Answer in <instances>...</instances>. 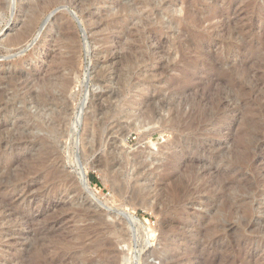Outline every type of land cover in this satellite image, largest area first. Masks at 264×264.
Here are the masks:
<instances>
[{"label":"rangeland","instance_id":"rangeland-1","mask_svg":"<svg viewBox=\"0 0 264 264\" xmlns=\"http://www.w3.org/2000/svg\"><path fill=\"white\" fill-rule=\"evenodd\" d=\"M1 3L0 173L33 165L35 148L6 142L18 120L51 123L29 131L54 147L58 172L0 189V264L30 254L28 223L56 222L46 244L90 223L81 207L122 229L108 234L117 264H264V0ZM57 65L69 89L53 86L41 108L32 91ZM227 193L249 198L248 216ZM128 212L137 223L122 227Z\"/></svg>","mask_w":264,"mask_h":264},{"label":"bare ground","instance_id":"bare-ground-1","mask_svg":"<svg viewBox=\"0 0 264 264\" xmlns=\"http://www.w3.org/2000/svg\"><path fill=\"white\" fill-rule=\"evenodd\" d=\"M1 4L2 3H1V0H0V6H1ZM37 17L38 16H37L36 11H35L30 16L29 20L26 22L25 28H23L22 31H20L16 35L11 36L9 38V41L11 43H19V42H21L24 39V37H25L24 35L28 32V30L30 31L32 29V27L34 26V23H35L36 19H38ZM197 21H198V19H197ZM42 52H44V51H42ZM122 58H123V56H122ZM57 69L59 70V66L58 65L54 66L51 69L50 75H48V76H50L52 79L51 78L50 79H45V80L41 79L42 82H43V84H41V85H43V87L40 86L41 88H40L39 92L34 91V90L32 91V95H31L32 96L31 97L32 100L31 101L35 102L39 106L41 105L42 106V107L40 106L41 108H43V105H47L50 101H53V100H51L52 97H50V94H49L53 90V89L51 90V88L53 86L58 87L59 90L63 94L66 93L67 90L69 89L70 78L68 76H66V75H62L63 73L62 74H58L59 72L56 73ZM60 69H61V67H60ZM46 76H45V78H46ZM2 79H3V77H2ZM16 79H18V78H16ZM28 86H29V84H28ZM55 87H53V88H55ZM3 90L4 89H2L0 91H3ZM28 90H30V88ZM142 91H144V90H142ZM56 99H58V97ZM149 106H151V105L149 104ZM61 111H62V109H61ZM56 113H57V111H56ZM171 117H173V116H171ZM172 120H174L175 124L177 123V117L172 118ZM171 122L173 123V121H171ZM187 125H189V124H187ZM32 128H39V129L43 128V129L51 130L53 127H52L51 123H49L48 121L47 122L42 121V123H38V124H35V125L34 124H29L28 120L27 121L26 120H24V121L23 120L22 121L18 120L17 122L14 123V128L8 134V138H7L6 142L10 143L13 146H19L21 149L22 148H27V150L31 146L30 148L31 149L35 148L37 153L34 154L35 156H33L34 157L33 158L34 160L32 159L33 160L32 161L33 165L31 167H29L31 165V164H29L28 169L26 168L27 170L23 171L24 173L19 171V170L18 171L15 170L14 174L12 173L13 171H7V172L0 173V189L5 188L7 186L8 187H10V186L14 187L16 183H18V182H20V181H22L24 179H27L28 175H30V174L33 175L35 173V170H32L33 168H36V169L42 168L43 171H44L43 173L45 175V180L46 181H50L51 179H53V177H55L57 175L58 171H57L56 165L54 163V160H55L54 153H53L54 152V147L51 145V143L48 142V140L44 136H39V135H36V134H33L32 132H30L29 130H31ZM129 128H131V127H129ZM187 128H189V126ZM191 128L192 127H190V129ZM125 138H126V136H125ZM1 141H2V139L0 137V145H1ZM175 141H176V139H174L173 141H169V145L171 146ZM246 150L248 151V147L244 149L245 152H246ZM247 154L248 153L246 152L244 154L245 156L243 158L247 157ZM244 161H245V159H242V162H244ZM9 164H10V161H6L4 166L8 167ZM16 174H18V175H16ZM65 175L66 174H60L59 176L66 177ZM79 175L80 176L78 177L79 178L78 180H80L81 183H82V185H79V188H81V189L88 188L89 184H88V181H87V178H86V172L83 175L82 174H79ZM111 177L113 179V182L116 183V185L118 187V188L117 187L116 188L121 190L122 189V184L120 183V180L118 179L117 174H114ZM230 178L231 177H229V179ZM246 191H248V189ZM246 191H245V194H247ZM250 192H251V190H250ZM1 196H0V208H3L4 206H6L8 204L10 205V201L4 200V198L3 197L1 198ZM226 196L227 197H224V200H227L228 203L232 207H234L235 209L241 211L243 216H248L249 215V212H250V208L248 206L249 205V203H248L249 202L248 201L249 198L247 196L240 197V198H238V200L236 199V194L232 197V196H230L229 193H227ZM233 199H235L236 202L233 201ZM210 205H213V204L210 203ZM230 205H228V206H230ZM213 207H214V205H213ZM230 207H228V208L230 209ZM75 212H77V215L78 214L79 215L82 214V216L85 218V220L90 221V223L86 224L83 227L75 228V230L73 232H71V233L70 232L64 233L62 235V238L58 239L56 241V243H54V244H46V243H44V241L49 237L50 234H52V232H53L52 228L54 227L56 222H52V223H49V222L44 223V222H42V224H40L38 227L28 226L29 223H28L27 226L25 225V228H27L29 230V231H27L28 238H29L28 245L29 246L31 245L32 248L31 247H29V248H31L32 250H31V252H30V250L28 251V252H30V254L25 255L24 257H22L21 261L23 262V264H58L62 260H66L67 258H70L71 256H73L74 253H76L78 251L85 253L86 251H89V250H93V252H95V256L94 257L93 256H89V255L86 254V255L81 256L80 259L75 261V263L72 262L71 264H117V261H118L117 254L118 253L115 251V242H118V241H116L114 238L109 237L108 234H115V235L118 234V237H119V236H121L122 229L120 227H118L120 229H117V228H115V226H111L109 224L104 223L99 218L98 214L95 211H91L87 207H81V208L75 210ZM21 215H22L21 219L26 217L25 214H23V213ZM125 218H127L128 221L125 222L123 220L122 223L120 224V225H122V227L125 224H127L128 222L137 223L136 216L134 214L130 213V212L127 213ZM91 221H93V223ZM213 230H214V228H213ZM122 260L124 261V258H122ZM121 263H122V261H121ZM123 264H126V262L123 263Z\"/></svg>","mask_w":264,"mask_h":264},{"label":"trees","instance_id":"trees-1","mask_svg":"<svg viewBox=\"0 0 264 264\" xmlns=\"http://www.w3.org/2000/svg\"><path fill=\"white\" fill-rule=\"evenodd\" d=\"M93 180H95L93 177H92Z\"/></svg>","mask_w":264,"mask_h":264}]
</instances>
